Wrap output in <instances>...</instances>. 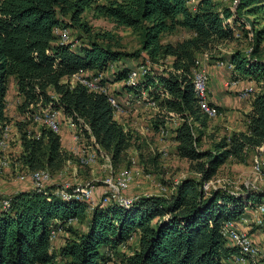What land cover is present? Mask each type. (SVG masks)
<instances>
[{"label":"trees","instance_id":"obj_1","mask_svg":"<svg viewBox=\"0 0 264 264\" xmlns=\"http://www.w3.org/2000/svg\"><path fill=\"white\" fill-rule=\"evenodd\" d=\"M262 2L238 0L234 6H221L217 0H0V139L3 127L11 122L6 96L13 77L19 115L14 124L21 148L17 160L26 170L45 169L52 174L70 159L59 134L28 119L49 105L71 119L98 155L109 156L114 165L124 162L132 134L115 118L107 94L68 78L80 72L103 75L125 58H141L134 67L146 59L152 64L171 58L169 69L150 68L134 87L126 85L134 67L117 68L114 80L136 96L147 92L155 102L154 130L178 119L171 129L173 154L186 160L195 174L183 178L167 196H140L129 206L113 201L90 207L80 198H62L54 187L17 191L11 194L9 207L0 210V264H106L116 249L133 238L136 246L124 256L123 264H224L232 257L236 250L221 235V226L238 217L247 202H261L264 191L243 186V194L226 189L206 194L202 185L229 159L244 163L264 144L260 32L250 52L226 56V62L234 65L232 78H253L259 88L245 114V129L232 131L211 148L201 145L209 118L198 107L191 76L204 52L241 36L244 16L255 14ZM87 8L140 30V49L125 53L79 37L74 47L75 41L60 43L54 34L57 27L89 32L82 20ZM178 29L188 36L161 41L163 34ZM100 84H107L105 77ZM210 104L221 112L220 106L211 100ZM74 220L79 227L71 224ZM60 231L68 235L54 248L51 233Z\"/></svg>","mask_w":264,"mask_h":264},{"label":"rangeland","instance_id":"obj_2","mask_svg":"<svg viewBox=\"0 0 264 264\" xmlns=\"http://www.w3.org/2000/svg\"><path fill=\"white\" fill-rule=\"evenodd\" d=\"M217 1L221 6H234L236 4L234 0ZM259 5L258 9L255 10V14H247L244 16L246 17V21L242 22V27H239L241 28L239 29L241 36L238 39L217 44L210 52V57L208 58L209 62L216 64L219 59H224L223 61L226 62V56L234 51H241L243 53L250 52L254 45L253 38L256 36L257 32H260L259 49L261 51V57L264 58V0ZM244 12H246V10H244ZM82 20L88 27L89 32L82 29L70 28L68 31L70 34L69 40L72 42H76L78 37L85 41L96 40L103 45L117 48L119 51L125 53L138 51L141 47L140 30L118 25L89 8L85 10ZM187 36V32L178 29L163 34L161 41L174 42ZM170 62L171 58H166L165 60L152 63L151 69L155 71L169 69ZM140 63L141 58H125L122 62L119 61L114 63L102 76L103 78L105 77L108 90L120 96L123 90V82L114 80V72L117 68L125 66L134 67ZM225 70L227 69L225 68ZM230 78H232V76ZM230 78L228 80H230ZM251 80L254 87H257V82H255L253 78ZM68 81L73 83L76 81V77L73 75L71 78H68ZM221 94H225V92H221ZM227 94H229V103L236 101L237 94L232 92H228ZM12 102L11 100L9 104L11 107L13 106V109L8 105L9 108L7 110L11 119L6 139L7 146L4 149H0L1 158H6L9 161L7 167L0 169V180L3 181L0 187L5 190L3 193H1L2 191L0 190L2 196L13 194L21 189V187H25L23 185L28 181L31 183L30 180L19 179V176L26 172V169L17 160L21 148L19 134L14 123L19 115L16 112L17 103ZM237 102L238 104L236 107L230 110L237 112L235 120H237L238 123L235 125V128L241 129L245 126L243 121H241V115L244 114L247 108V102L246 100ZM155 111V107L144 103L137 108L132 107L125 109L122 113L120 112L117 114V121L123 125L125 130L132 134L131 145L126 151V159L119 165L112 164L109 156L106 155H96L97 158L94 163L90 165H81L79 163V155L83 151L91 153L93 147L91 140L88 139L82 131L79 132L77 130L75 132V136L77 137L75 141L77 142L72 150H67L62 147V149L70 154V159L67 160L61 170L51 174L52 180L50 184L58 190L66 185L80 186L84 185L86 182H91L95 184L96 194L99 195L103 185L102 180L108 175L110 170L116 172L126 170L132 172L134 178L130 187L122 192V196L134 197L144 194L169 195L173 191L172 184L174 181L181 180L183 177L194 176L195 174L190 171L186 160L180 159L173 154L172 147L174 141L171 136L172 127H169L166 132H162L161 129L156 131L152 128ZM222 112L218 113L216 117L209 119L208 127L204 130L201 139L203 148H211L219 139L232 132L230 129L232 126L229 127V124H225L227 123V121L224 120L226 116ZM61 125L63 126V121ZM62 129L63 127H61L60 130L61 135ZM135 134H138L140 137H136ZM258 154V152L253 153L244 163H238L233 159H229L221 166L217 172V176L229 181V184H226L228 187L226 188L229 191L237 192L239 186L246 185L253 187L252 189L254 190L264 191V182L252 180L253 176L251 174V165L256 156H259ZM28 186H30V184ZM50 186L47 185L46 188ZM71 224L75 227L80 226V223L76 222V220L72 221ZM81 228H84L83 225H81ZM67 235L68 233L63 231L57 232L53 241V247L57 248L61 245L64 241V237ZM135 246L136 239L133 238L129 240L127 244L116 249L114 254H111V259L107 263L123 264L124 256L129 254Z\"/></svg>","mask_w":264,"mask_h":264},{"label":"built area","instance_id":"obj_3","mask_svg":"<svg viewBox=\"0 0 264 264\" xmlns=\"http://www.w3.org/2000/svg\"><path fill=\"white\" fill-rule=\"evenodd\" d=\"M237 1L238 0H234V3H237ZM68 31V28L57 27L54 29V34L58 36L60 43H72V41L69 40L70 34ZM235 36L239 37V33L236 32ZM76 43L77 41L71 44V47H74ZM209 57L210 53L207 52H204L201 55L192 72L191 79L198 107L203 114L211 119L216 117L218 113L215 107L210 104L208 98L209 76L203 62H206ZM216 65L220 68L225 67L232 73L234 72V65L230 62L219 60L216 62ZM150 68L151 63L146 59L144 64L135 67L130 71L126 85L133 87L136 86L146 74L150 73ZM74 76L76 77V81L89 90L100 91L107 94L108 101L114 108V115L116 116L118 113H122L125 109L132 107L137 108L144 103L155 107V102L148 98L147 92L145 91H142L139 96H136L133 92L127 90L124 91L122 96H117L110 92L107 85L104 86L100 84V80L103 76L102 74L90 75L85 72H80ZM239 82L240 79L230 78V80L224 82V88L226 90L235 88L238 86ZM254 89L253 85H245L240 89V93L243 97H248L254 93ZM28 119L37 123L38 126H46L59 135L62 121H66L69 125L75 127L70 118L65 117L57 110H53L51 105L40 109L38 112H33ZM178 123V119L172 118L169 121H166L160 129L162 132H166L169 127H176ZM8 131L9 125H5L3 127L2 139H0V149H4L7 146L6 139ZM34 136L38 138L40 136L39 132L34 133ZM258 153L259 156H256L251 165L252 180L264 182V144L259 147ZM96 155L98 154L94 149L91 153L83 151L79 155V163L81 165H90L96 161ZM8 162V159H2L0 156V169L7 167ZM133 178L134 174L130 171L121 170L116 172L110 170L108 175L102 180V192L99 195L96 194L95 184L91 182H86L84 185L80 186H62L60 189L56 190V193L64 199H69L71 197L83 199L89 203L90 207L96 203L106 204L113 201L124 206H129L140 197V195L134 197L122 196V192L130 187ZM19 179L30 180L32 189L43 190L51 182L52 175L45 169L36 171L26 170V172L19 176ZM181 180L174 181L172 184V190L176 188ZM226 184H229V181L218 177L216 174L214 177L204 182L202 188L207 194L215 189L228 190ZM245 187L247 189L253 188L249 185L244 186V188ZM244 188L243 186H239L237 192L234 193L243 194L246 191ZM149 195L151 194H144L142 196ZM10 197L11 195L2 196L0 194V210H6L9 207ZM220 233L227 240L228 244L236 250V253L225 261L224 264H264V198L261 202H247L243 206L242 213L238 217L225 221L222 224ZM55 237L56 232H52L50 236L52 243Z\"/></svg>","mask_w":264,"mask_h":264},{"label":"crops","instance_id":"obj_4","mask_svg":"<svg viewBox=\"0 0 264 264\" xmlns=\"http://www.w3.org/2000/svg\"><path fill=\"white\" fill-rule=\"evenodd\" d=\"M203 64H204V67H205L206 71L208 72V76H209V82H208L209 99L211 100V102H213L214 104H216L217 106H220L222 108L221 112L223 111L222 113L226 116L224 118V120L227 121V123H225V124L226 125L229 124V127L232 126L230 128L232 131L244 130L245 126L241 129L235 128V125L238 123V121L235 120V118L237 117V112L232 111L230 109H233L236 107V105L238 104L237 101L246 100L247 108L244 111V114L241 115V121H243V123L245 125V114L247 112H249V110H250L251 97L254 93H252L248 97H243L242 94L240 93V89H242V87L245 85H253L252 80L249 78H240V82H239L238 86H236L235 88L226 90L224 88V82L227 81L231 77L230 74L232 75V73L225 70V68L217 67V65L215 63H211V62H209V60L206 62H203ZM254 88H255L254 92L259 90V88L256 86ZM119 92H121V91H119ZM221 92H225V94H221ZM228 92H232V93L237 94V99L233 103L228 102V99H229V94H227ZM122 94H124L123 90H122L121 95ZM11 100L14 103H16L18 101V96H17V92H16V87H15V80L13 77H11L9 79V88H8V93L6 96L7 110L9 108L8 105L10 106L9 103ZM239 106H240V104H239ZM11 108L13 109V106ZM7 115H8V113H7ZM117 117H118V115L115 118L117 119ZM62 127H63L62 135L60 134L61 147H64L67 150H72V148L74 147V145L77 142V141H75L77 139V137L75 136V132L77 131V129H76V127H73L72 125H69L66 121L63 122ZM73 129H74V132H73ZM174 146H175V143H174L172 148H174ZM2 182L3 181L0 180V186H2ZM28 183H29V181L26 182L25 185H23L25 187H21V189H19L17 191L32 189L31 183H29L30 186H28L29 185ZM48 185L50 186L51 184L49 183ZM50 187H53V186L51 185ZM0 190L2 191V192L0 191L1 193L5 192L4 188H2V187H0ZM100 192H102V189Z\"/></svg>","mask_w":264,"mask_h":264}]
</instances>
